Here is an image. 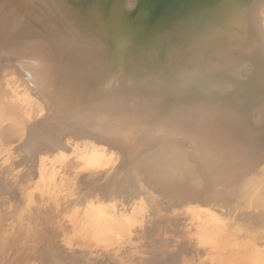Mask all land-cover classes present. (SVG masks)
I'll use <instances>...</instances> for the list:
<instances>
[{
    "label": "bare ground",
    "instance_id": "bare-ground-1",
    "mask_svg": "<svg viewBox=\"0 0 264 264\" xmlns=\"http://www.w3.org/2000/svg\"><path fill=\"white\" fill-rule=\"evenodd\" d=\"M0 13V122L19 134L0 138V213L9 211L0 232L12 264L30 253L36 264H78L77 239L90 240L91 264H138L155 222L156 255L173 248L186 262L218 264L207 250L230 231L263 243L264 137H255L264 128L239 135L227 123L264 109V0H0ZM120 77L144 97L67 111L74 96L99 97L92 88ZM189 205L173 232L156 211Z\"/></svg>",
    "mask_w": 264,
    "mask_h": 264
},
{
    "label": "rangeland",
    "instance_id": "rangeland-1",
    "mask_svg": "<svg viewBox=\"0 0 264 264\" xmlns=\"http://www.w3.org/2000/svg\"><path fill=\"white\" fill-rule=\"evenodd\" d=\"M4 11H2V13H3ZM199 14H197V16H198ZM2 16V14L0 13V17ZM197 16H196V23H198V24H202L203 22H205V15L204 14H202L201 16H200V19H199V21H201V22H199L198 20H197ZM1 19V18H0ZM36 32V36H38V34H41V31L40 32H38V31H35ZM32 33H33V31H32ZM31 37H33V35H30ZM40 36V35H39ZM236 57V55H235V53H232V54H230V53H228L227 55H226V59L225 60H228V59H234ZM225 62L226 61H223V63H222V65H226L225 64ZM140 72H142V70H139L138 71V73H140ZM241 73L244 75V76H246L247 75V73H248V70L245 72L244 70L243 71H241ZM242 75V76H243ZM243 76V77H244ZM124 78H121L120 77V81H121V83L119 84V83H117V82H115V81H113V82H110V84L109 85H107V86H104V85H98V87H94V88H92V93L93 92H95L96 94H99L100 96L99 97H97L96 95H93V94H90L89 96H87V97H83V96H79V95H77V96H74L73 98H74V100H75V103H76V105H72V104H70V105H67V107H66V109H67V111H70L71 113L72 112H78L80 109L81 110H83V109H85V111L87 110V111H92L93 113L92 114H96L97 112H99V111H94L95 109H99V110H104V109H108L109 107H111V108H117L118 106L119 107H123L124 106V102L125 101H123V102H121L120 100H122V99H120L122 96H126L127 95V97L125 98V100L126 101H130V103L133 105V103L134 102H132V101H138L139 99H136V98H138L139 96H141V97H144V93L145 92H143L142 90H140V92H138V94H137V92H131V90H133L132 89V86L133 85H131L130 83H125V82H127V80H123ZM118 80V81H119ZM128 82H130V80H128ZM117 83V84H116ZM162 85V84H161ZM160 86V85H159ZM114 88V89H113ZM123 88V89H122ZM137 90V89H136ZM111 91V92H110ZM139 91V90H138ZM135 93V94H134ZM95 97H97V98H95ZM152 97H154V96H152ZM155 97H157V96H155ZM72 98V99H73ZM29 104V103H28ZM91 104V105H90ZM93 104V105H92ZM102 104H104V105H106L105 106V108H102L101 107V105ZM200 104H202L201 102H199V101H195V103H193V108H195V111H200L199 113H201V114H198V117H200V118H202V121L200 120V122H205V123H200L201 125H204V126H206V125H209L210 123H208L207 122V118L205 117V116H209L211 113L207 110V108H205L204 106H200V107H202V108H199V107H197V105H200ZM29 106V105H28ZM125 106H127V108H128V110L129 111H133L130 107V104L128 103V104H126L125 103ZM238 106H240V108L241 109H239V110H242V107H243V105H241V104H239ZM74 107H76L75 109H74ZM77 107H79V108H77ZM101 109H100V108ZM69 108V109H68ZM65 109V110H66ZM131 109V110H130ZM75 110H77V111H75ZM243 111V110H242ZM259 112V114H255V113H257V112ZM228 112V111H227ZM254 112V113H253ZM69 113V112H68ZM85 113V112H84ZM228 113H230V112H228ZM238 112L237 111H235V112H233V114H231L230 113V115L232 116V117H229V120L231 121V123L229 122V123H227V124H230L231 125V127L233 128V129H237V132L236 133H238L239 135L242 133V131H247L248 130V128H250V127H254V126H261L262 128H264V109L263 110H253V111H250L249 113H247V114H237ZM243 113H244V111H243ZM254 114L256 115V118H254L253 116H254ZM102 114H100V115H98V116H101ZM89 116V115H88ZM244 116V119H242V117ZM204 117V118H203ZM258 117V118H257ZM45 118H46V115H45ZM222 118H224V119H227V117L225 118V116H223ZM30 119H31V117H30ZM84 119V121H86V118H83ZM92 119V118H91ZM228 120V119H227ZM6 121L8 122V123H6ZM10 121H12V120H5V122L4 123H2V122H0L1 124H2V126H1V124H0V138L2 139V137H3V139L2 140H5L4 138H9V137H13V138H16V137H18L19 136V134H18V132L17 133H15V131L13 132V131H11V132H9V133H7V130H8V126H11L9 123H10ZM88 121V120H87ZM91 121V120H90ZM152 123H157V122H155V121H153ZM4 124L6 125V126H4ZM221 124H226V123H221ZM2 127V128H1ZM86 130H87V132L89 133H92V134H96V133H98V131L97 132H92L91 130V127H86ZM6 131V132H5ZM2 132V133H1ZM4 132V133H3ZM163 133V131H162V129H158V130H153L151 133H149V138L151 139V140H155V139H157L158 138V135L159 134H162ZM257 135H256V137L255 138H257L259 135L260 136H262V137H264V135L263 134H261V131L260 132H257L256 133ZM4 135V136H3ZM254 138V139H255ZM0 139V140H1ZM122 139V137H120L119 138V142H122L123 140H121ZM2 140H1V143H2ZM9 141V140H8ZM5 142V141H4ZM77 142H80V141H77ZM10 144V142L7 144L8 146H10L9 145ZM76 143H74V145H75ZM111 147V146H110ZM109 149H111V148H109ZM114 151V150H113ZM32 162H34V160L32 161L31 160V162L30 163H32ZM180 180V179H179ZM178 180V181H179ZM47 180L46 181H43V185H41V187L43 186V188H45V186L47 185ZM46 184V185H45ZM40 189V188H39ZM39 191V190H38ZM40 193V192H39ZM77 197H75L74 199H76ZM64 198H61L60 199V201H64L63 200ZM7 201L8 200H2L1 201V203H5L6 202V204H7ZM243 203V202H242ZM77 204V203H76ZM187 207V206H186ZM186 207H184V209H183V207L182 208H179V211H177V213H170V209H161L160 207H158L157 209H156V211L157 212H163V215L161 216V219H165L166 220V218L169 216L170 217V219L169 220H171L172 218V220L171 221H169L168 223H170V226H168L169 228H170V230L173 232V231H177V230H180L182 227V224L183 223H185V221H184V219L186 218V217H188V215L190 214L191 215V209L194 207L193 205H189L188 206V208H186ZM8 208V207H7ZM240 209H242V208H240ZM152 211L153 210H150V213H152ZM9 212V211H8ZM8 212H5V211H3L2 213H0V222H1V224L0 225H2V223H4V221H6L5 219L7 218L8 219V216H5V215H7L8 214ZM166 215H165V214ZM206 212L205 211H202L201 213H200V215H202V216H204L205 217V214ZM173 214H175L174 216H173ZM237 214V213H236ZM3 215V216H2ZM84 215V214H83ZM82 214L81 215H79V217L80 218H78V222H81L82 224H84L85 222H84V219H85V217L84 216H82ZM234 216V215H233ZM3 217H5L4 219H3ZM199 218H200V216H199ZM3 219V220H2ZM200 220H201V222H200ZM3 221V222H2ZM205 221H206V225L204 226V227H202V224H203V220L202 219H198V224L200 225L199 226V228L200 227H202L203 228V230L205 231V232H208L210 229H211V225L209 226V224H210V221L208 220V219H205ZM77 222V223H78ZM135 222V221H134ZM76 223V224H77ZM81 223H78V224H81ZM157 226H163V225H161V224H158V223H156L155 222V226H153V227H151V230H150V233H149V235L150 236H148V239L149 240H145L146 242H145V244H147L148 242L150 243L149 245H152V244H154V246H152V247H149V245H147L145 248H146V250L148 251V252H146V253H144V249H143V247H141V249H138V252H137V254L139 255V263L138 264H197L196 262H186L185 260L187 259V258H184L183 256H181V255H179V254H177L176 252H174L173 251V248H172V251L171 250H169V249H165V250H161V253L162 254H159L160 255V258H158L159 257V255H156V250H157V247H156V245H155V243L157 242V234L159 233V230L161 229V227H157ZM172 226V227H171ZM86 227V226H85ZM137 227V229H136V231H138L140 228H139V226H136ZM208 227H210V229L208 228ZM49 227H48V225L47 224H44V229L45 230H47ZM128 228V229H127ZM127 228H125V232L123 231V234L124 233H126V232H129V235L130 234H133V233H135L136 231L134 230V229H132V228H129V227H127ZM77 229H78V231H80V230H82V227L81 226H79V227H77ZM152 229H153V231H152ZM5 230H7V229H5ZM229 230V229H228ZM0 231H2V230H0ZM17 231V230H16ZM211 231V230H210ZM2 232H4V230L2 231ZM7 231H5V233H6ZM199 233H201L202 234V232L201 231H198ZM231 232V233H230ZM230 232H228V233H226V234H228L227 236H221V237H223V238H221L220 237V242L218 241V243H216L215 244V247H214V249L216 248V252L215 251H211V249L212 248H209V250H207V251H209V252H213L214 254L216 253V255H214L213 253V255L214 256H218L219 258H217V259H219L218 261H220L218 264H264V240H262L263 241V243H260V241H258L257 243L258 244H256V241L254 240V239H249V237L248 236H246V237H248V238H246V237H244V236H241L240 238L239 237H236V234H234L233 233V231H230ZM4 233V235L0 232V262H1V264H9V262L11 261V263L10 264H12V261L14 260L13 259V257H11L9 254H8V252H10L9 250H8V252H7V248H6V242H4V241H2V239L3 238H8V237H6V234ZM14 233L15 232H13L12 233V237H13V235H14ZM233 233V234H232ZM16 234V236H14V237H18V238H16V239H18V240H20V238H19V232L17 231V233H15ZM41 234L43 235H41V237L39 238V239H43L44 238V233L43 232H41ZM235 235V236H234ZM2 236H3V238H2ZM87 236V235H86ZM140 236V235H139ZM229 236V237H228ZM237 236H239V235H237ZM45 237H46V235H45ZM48 237V236H47ZM235 237V238H234ZM238 238V239H237ZM33 238H29L28 240H26L25 241V244L27 245L28 243L30 244V242H31V245H29V246H32V242L35 244V239H37L36 237L32 240ZM46 239V238H45ZM140 239L141 238H133L132 240L134 241V245L136 244V243H139L140 244ZM170 239H172V237L170 236ZM236 239H237V241H236ZM4 240H6V239H4ZM30 240H32V241H30ZM38 240V239H37ZM78 241H76L75 242V247H77V250H79V251H74V253L71 255V256H69V257H71V259H77L78 258V255H81L80 256V258H81V260L83 261V264L85 263V264H91V259H90V256H89V251H88V246H87V248H86V245H88V243H90V240L89 239H87L88 241H86V245H84V244H82V241H79L80 239H77ZM232 240H235L234 241V243H233V241ZM223 241V242H222ZM2 242H4L5 243V245H4V243H2ZM24 242V241H23ZM77 242H78V244H77ZM88 242V243H87ZM239 242V243H238ZM2 243V244H1ZM246 243V244H245ZM73 244V243H72ZM77 244V245H76ZM82 244V245H81ZM250 244V245H249ZM198 245V244H197ZM196 245V246H197ZM238 246V248H237V246ZM260 245V246H259ZM4 246V247H3ZM12 246H14V247H16V246H18V245H12ZM34 246V245H33ZM83 247L84 249H83V251H85V254H87V256L85 255V254H83L84 252L82 251V248H79L78 249V247ZM243 246V247H242ZM245 246H247V248L245 247ZM258 246H259V248H258ZM3 247V248H2ZM2 248V249H1ZM6 248V249H5ZM76 249V248H75ZM224 251H223V250ZM234 249V250H233ZM246 249V250H245ZM3 252H2V251ZM12 250V249H11ZM4 251H5V254H4ZM13 251V250H12ZM38 251V250H37ZM41 251V250H40ZM81 251V252H80ZM86 251H87V253H86ZM42 252V251H41ZM188 253V252H187ZM211 253H209V254H211ZM224 253V254H223ZM4 254V255H3ZM31 254V253H30ZM30 254H28V256H26V258L23 260V263L24 264H26V263H28V264H36L35 263V261L37 260V258H35L34 260H33V256L36 254H33V256H31ZM41 254H44V251H43V253H41ZM76 254V255H75ZM84 255V257L85 258H83V255ZM211 254V255H212ZM218 254V255H217ZM3 255V256H2ZM9 255V257L8 258H10V259H8L7 258V256ZM223 255V256H222ZM5 256V257H4ZM181 256V259L179 258ZM236 256V257H235ZM3 257V258H2ZM31 258V259H29V258ZM34 257H38L37 255H35ZM73 257V258H72ZM222 257V258H221ZM231 257H232V259H231ZM7 258V260H5ZM57 258V259H56ZM55 259V264H62V261L61 260H63V257H61V256H58V257H56ZM62 258V259H61ZM83 258V259H82ZM87 258V259H86ZM11 259H13V260H11ZM28 259H29V262H28ZM59 259V260H58ZM231 259V260H230ZM235 259V260H234ZM26 260V261H25ZM81 260H80V262H81ZM86 260H87V262H86ZM89 260V261H88ZM2 261L4 262V263H2ZM7 261V263H5ZM9 261V262H8ZM217 261V262H218ZM33 262V263H32ZM59 262V263H58ZM79 262V263H80ZM74 263V262H73ZM78 263V264H79ZM74 264H76V263H74ZM80 264H82V263H80ZM129 264H131V262H129ZM132 264H134V263H132Z\"/></svg>",
    "mask_w": 264,
    "mask_h": 264
},
{
    "label": "water",
    "instance_id": "water-1",
    "mask_svg": "<svg viewBox=\"0 0 264 264\" xmlns=\"http://www.w3.org/2000/svg\"><path fill=\"white\" fill-rule=\"evenodd\" d=\"M41 31V30H40ZM24 38H26V37H24ZM19 40H20V38H19Z\"/></svg>",
    "mask_w": 264,
    "mask_h": 264
}]
</instances>
